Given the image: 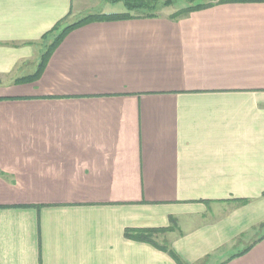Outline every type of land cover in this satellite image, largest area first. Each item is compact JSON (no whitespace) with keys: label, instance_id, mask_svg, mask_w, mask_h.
I'll return each instance as SVG.
<instances>
[{"label":"crops","instance_id":"crops-1","mask_svg":"<svg viewBox=\"0 0 264 264\" xmlns=\"http://www.w3.org/2000/svg\"><path fill=\"white\" fill-rule=\"evenodd\" d=\"M201 2L76 29L18 84L59 23L118 13L0 0V264H177L124 235L174 222L208 263L264 228V2Z\"/></svg>","mask_w":264,"mask_h":264},{"label":"trees","instance_id":"trees-1","mask_svg":"<svg viewBox=\"0 0 264 264\" xmlns=\"http://www.w3.org/2000/svg\"><path fill=\"white\" fill-rule=\"evenodd\" d=\"M115 1H121L125 3V6L127 8V12L124 13H118V14H92L88 15L86 17H83L82 19L76 21L73 24H69L68 26H65L60 31V26L63 24L59 23L52 31L44 35L42 41L44 39H49L50 36H55L52 40L49 46L47 45L46 51L42 54L41 61L38 66V70L36 73H34L31 76L18 79L16 83H28V82H35L40 77L41 74L48 63V60L50 59L53 52L58 48V46L64 41L66 36L81 27H84L86 25L95 23V22H116V21H124V20H131V19H137V18H152L156 17L157 14L155 13L157 11V6L160 4L161 0H115ZM230 1H248V2H264V0H230ZM165 6L172 5L171 3L166 2L164 4ZM208 5H195L192 6L186 10L177 11L175 12L171 18L172 19H178L181 17H185L189 15L192 12L199 11L202 9L207 8ZM174 222L171 227L169 228H161V229H141V230H126L125 231V237L129 238L134 241L143 242L152 245L158 250H161L163 252H166L169 254V256L177 263V264H187L179 255L178 253L170 247L169 244H161L158 243L157 239L154 238L155 235H163L167 233L174 232L177 227ZM264 240V235L262 237H259L257 240L253 241V243L249 246H247L241 253L233 256L231 259H234L238 256L245 255L248 253L255 245L262 242Z\"/></svg>","mask_w":264,"mask_h":264},{"label":"rangeland","instance_id":"rangeland-1","mask_svg":"<svg viewBox=\"0 0 264 264\" xmlns=\"http://www.w3.org/2000/svg\"><path fill=\"white\" fill-rule=\"evenodd\" d=\"M207 3L209 1L213 0H161L160 4L157 6V11L155 12L157 15L163 13V14H169V13H175L177 11H182L186 10L192 6H195L196 4L202 3ZM168 2L171 3L172 5L165 6L164 4ZM86 4L88 7L91 6H97L98 8L96 9V12H105V13H123L127 12V8L125 6L124 2L121 1H115V0H86ZM70 23L69 22H64L59 28L60 31L65 27L68 26ZM68 24V25H67ZM55 36H50L49 39H44L40 47L43 50V53L46 51L47 45L51 43V40ZM47 44V45H46ZM177 227V224H175ZM176 231V230H175ZM169 234V233H167ZM167 234L163 235H155L154 238L157 239L158 243L161 244H170L168 240H166ZM264 234V228H259V230L255 232H250L249 236L246 237V239H241L238 242L235 247H230L227 250L223 251L220 254L215 255V257L211 261H207L200 263V264H221L224 260H227L229 257L238 254L239 252L243 251L248 245L253 243V241L260 236ZM242 242V243H241Z\"/></svg>","mask_w":264,"mask_h":264}]
</instances>
